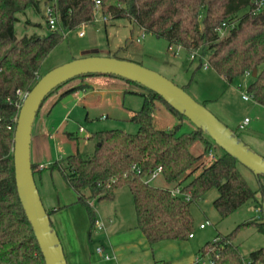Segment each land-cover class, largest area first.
I'll use <instances>...</instances> for the list:
<instances>
[{"label": "trees", "instance_id": "1", "mask_svg": "<svg viewBox=\"0 0 264 264\" xmlns=\"http://www.w3.org/2000/svg\"><path fill=\"white\" fill-rule=\"evenodd\" d=\"M100 1L99 14L107 16L108 20L126 19L170 45L198 54L201 64L205 58L210 68L228 83L246 73L252 77L256 70L247 92L254 102L264 107V5L257 10L252 0ZM42 2L53 5L59 28L50 30L46 36L33 34L16 38L14 25L18 22L17 15L28 9L39 13ZM94 14V0H0V264H44L15 185L12 156L14 120L21 106L16 91L29 92L41 77L44 59L64 39L63 32L93 24ZM222 24L233 25L225 31L224 37L220 31ZM86 76L92 75L72 80ZM65 83L52 90L46 98ZM140 87L146 93L141 94V108L131 118L138 127L135 134L118 129L95 132L89 138L95 141L90 156L84 157L77 150L40 170L57 172L62 177L76 193L91 227L96 215L90 201L110 202L122 187L128 188L132 196L136 228L150 245L189 239L193 230L190 207L211 189L218 192L213 206L222 218L247 201L255 200V193L240 175L233 157L223 153L204 165L202 158L210 153L212 144L200 129L179 133L180 125L168 130L154 128L152 114L155 102H161L177 118L183 116L156 93ZM82 88H71L60 98ZM196 141L204 145L199 156L190 152ZM197 164L201 172L182 184L181 178H186ZM157 167H161L165 182L176 184L178 195L145 181ZM31 168L33 175L39 171L33 163ZM134 168L141 172L137 173ZM261 211L263 215L260 218L264 220V210ZM51 212L46 210L48 216ZM248 226L264 233V222L248 220L230 234L206 243L198 251L197 258L204 259L209 255L212 264H264V247L243 258L234 244L238 229Z\"/></svg>", "mask_w": 264, "mask_h": 264}, {"label": "rangeland", "instance_id": "2", "mask_svg": "<svg viewBox=\"0 0 264 264\" xmlns=\"http://www.w3.org/2000/svg\"><path fill=\"white\" fill-rule=\"evenodd\" d=\"M47 5L48 3L42 2L39 13L28 9L23 14L17 15L18 22L14 25L16 38L33 34L38 36L49 34L50 29L47 27L44 16V9ZM97 11L98 14L95 15L93 24L81 26L74 31L63 32L62 42L44 59L40 70L41 76L72 60L88 56L115 57L137 63L160 74L183 89L222 124L231 129L252 151L264 158V107L254 102L247 92V87L253 80L251 76L244 75L236 78L232 83H228L211 68L204 69L200 60L192 59L186 50L144 32L143 29L126 19H110L105 23L101 19L99 10ZM79 32H83V37H78ZM226 34L224 32L221 36L224 37ZM72 81L65 83L61 88ZM121 81H123L121 83H124L127 92L123 94L124 101L122 97L120 104L124 105L126 109H122L119 105L113 109L114 104L112 103L111 107L105 106L107 102L112 101V97L106 101L108 96L99 93L91 96V103L94 107L89 108V112L81 106L75 107L69 112L57 107L47 118L46 111L51 108L55 93L48 96L33 121L30 143L31 163L36 149L35 138L44 130L54 135L48 142L51 158L56 153L61 157L74 154L78 147L83 156H90L93 153L95 141L84 145L86 140L82 138L85 133L118 129L135 134L138 127L131 121L133 115L130 114L129 109L138 111L141 108V94L146 91L132 82ZM243 95L248 96L249 99L243 100ZM157 104L160 105L161 111H165L164 113L168 115L167 119L172 120V123L153 122L154 128L166 130L180 125L179 133L191 132L196 129L187 118L179 119L161 102H157ZM86 113L89 115L88 119H85ZM245 119H248V123L243 126V129H240L239 125H242ZM80 127L84 133L80 132ZM205 138L212 144V149L209 154L203 156L204 165L212 161L208 160L210 154L217 158L224 153L207 136ZM77 143L78 145H76ZM203 147L201 141H196L190 147V152L194 156H199L203 153ZM237 169L248 187L255 193V200L247 201L225 218L220 217L213 206V202L218 196L216 189L209 190L200 200L191 205L192 237L185 241L189 242L195 254H198V251L206 243L212 242L219 236L230 234L248 220L264 222L263 218H260L263 215L261 210H264V177H256L240 163H237ZM200 172L201 167L197 164L186 174V178H181L182 184L189 182ZM33 176L40 194L46 191L59 193L62 189L72 191L57 172L44 170L35 172ZM41 182L44 185L43 189L40 187ZM150 185L172 190L176 186L175 183L165 182L161 174L152 180ZM116 194V199L113 202L104 201L102 205L105 207L110 204L120 205L124 210V215L127 214V218L130 216L132 221H135L133 200L128 188L122 187L117 190ZM97 207H99L98 202L94 203L93 209L96 210ZM206 221L209 222V225L200 229L199 225ZM234 244L238 247L241 256L247 258L251 252L264 247V233L257 231L253 226L239 228L234 237ZM208 258L209 255L205 256L203 260L206 261Z\"/></svg>", "mask_w": 264, "mask_h": 264}, {"label": "crops", "instance_id": "3", "mask_svg": "<svg viewBox=\"0 0 264 264\" xmlns=\"http://www.w3.org/2000/svg\"><path fill=\"white\" fill-rule=\"evenodd\" d=\"M121 82L123 81L119 78L106 75H92L75 79L54 94L52 106L46 111V116L48 118L57 107L69 112L75 107L81 106L89 112V108L94 107L91 103V96L99 93L108 96L106 101L112 97V101L107 102L105 106L111 107L112 103L114 104L113 109H116L118 105L123 109L125 107L120 103L122 97L124 101L123 94L127 91L124 83ZM78 86L83 88L60 98L62 93ZM129 110L131 115L136 112L133 109ZM164 112L155 102L152 124L153 122L172 123V120H168V115ZM88 116L86 113L85 119H88ZM240 126L241 124L239 128ZM168 129L171 128L166 130ZM79 130L84 133L81 127ZM91 134L93 133L84 134L82 138L86 140L84 145L93 142L89 139ZM53 136L44 130L35 138L36 149L32 163L37 165L39 171L50 166L55 160L63 158L57 153L51 158L48 142ZM78 148L77 150H79ZM50 176L52 177L51 174ZM40 184L43 189V183ZM169 190L172 191V189ZM38 192L45 210L52 211L49 218L61 243L67 264H156L157 262L195 264L197 254L188 241H163L150 245L142 232L136 228V219L132 221L130 216L127 218V214L124 215V210L120 205L110 204L105 207L102 202H98L99 207L94 211L95 221L100 228L96 224L91 227L74 191L62 189L59 193L46 191L40 194V190ZM116 192L114 199L110 202L116 199ZM94 203L96 202L90 201L92 207H94ZM97 249H100V253L97 252Z\"/></svg>", "mask_w": 264, "mask_h": 264}, {"label": "water", "instance_id": "4", "mask_svg": "<svg viewBox=\"0 0 264 264\" xmlns=\"http://www.w3.org/2000/svg\"><path fill=\"white\" fill-rule=\"evenodd\" d=\"M116 76L136 83L160 96L174 111L187 118L196 129L245 166L256 177H264V158L244 144L203 105L160 74L115 57L88 56L58 66L35 83L22 102L13 138V168L18 198L31 225L44 264H67L61 243L42 204L30 160L33 121L46 96L59 85L82 75ZM256 70L252 77H255Z\"/></svg>", "mask_w": 264, "mask_h": 264}, {"label": "built area", "instance_id": "5", "mask_svg": "<svg viewBox=\"0 0 264 264\" xmlns=\"http://www.w3.org/2000/svg\"><path fill=\"white\" fill-rule=\"evenodd\" d=\"M255 4V6L257 7V10L260 9L263 5H264V0H252ZM101 6V1L100 0H94V10H95V14H98V11L99 8ZM44 16L46 18V24H47V27L51 30V31H55L57 30L59 27H58V16L55 12V9L53 7L52 4H48L45 9H44ZM101 19L103 22H106L108 20L107 16H103L101 15ZM231 27H233V25H231L230 27H228L227 25L225 24H222L221 28H220V31H221V34H223L225 31H228V29H230ZM83 36V32H79L78 33V37H82ZM191 58L194 59V58H198L199 59V56L198 54L196 53H191L190 54ZM202 65H203V68L204 69H207L209 68V63L207 62V60L205 58H202ZM246 76H249V73H246L245 74ZM28 92H21V91H16V94L18 95L20 101H21V104L22 102L24 101V99L26 98V95H27ZM242 99L243 100H248L249 97L248 96H245L243 95L242 96ZM16 119L17 117L15 118V123H16ZM248 123V119H245L244 122L242 123V125L240 126V128L242 129L243 126L245 124ZM213 158V159H211ZM215 158L210 154V157L208 158V160H214ZM137 173H140L141 170L139 168H134ZM159 174H161V167H157L155 170L151 171L149 176L146 178V182L150 183L153 179H155ZM173 195H178L179 193V190L178 189H174L171 191ZM97 226H98V223L95 221V223ZM209 225V222L206 221L204 224H201L199 225V228L200 229H203L205 228L206 226ZM99 227V226H98ZM100 228V227H99ZM192 237V234L189 235V238ZM215 241V240H214ZM97 252L100 253V249H97ZM107 258V257H106ZM196 262H199V263H202V264H212V261L208 258L206 261L203 260V259H198L196 258Z\"/></svg>", "mask_w": 264, "mask_h": 264}]
</instances>
